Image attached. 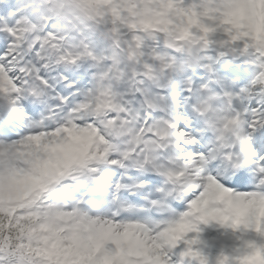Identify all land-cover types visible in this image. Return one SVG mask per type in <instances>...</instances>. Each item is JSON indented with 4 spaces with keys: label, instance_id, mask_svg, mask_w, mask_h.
Listing matches in <instances>:
<instances>
[{
    "label": "clouds",
    "instance_id": "9594fccd",
    "mask_svg": "<svg viewBox=\"0 0 264 264\" xmlns=\"http://www.w3.org/2000/svg\"><path fill=\"white\" fill-rule=\"evenodd\" d=\"M0 264H264V0H0Z\"/></svg>",
    "mask_w": 264,
    "mask_h": 264
}]
</instances>
